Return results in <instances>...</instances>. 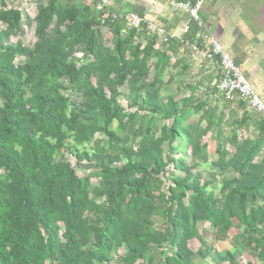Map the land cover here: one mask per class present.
I'll return each mask as SVG.
<instances>
[{
  "label": "trees",
  "instance_id": "16d2710c",
  "mask_svg": "<svg viewBox=\"0 0 264 264\" xmlns=\"http://www.w3.org/2000/svg\"><path fill=\"white\" fill-rule=\"evenodd\" d=\"M98 1L38 3L37 41L28 46L6 43L31 20L0 0L7 26L0 31V264H112L114 257L152 264L156 252L161 264H193L198 223L264 260V119L255 121L256 137L240 140L250 119L242 100L221 109L194 92L159 101L169 52L181 42L158 47L157 34L145 33L144 43L124 20H103ZM100 26L112 33V46L101 42ZM190 27L184 37L194 41L197 24ZM218 74L217 81L221 68ZM125 84L135 109L118 102ZM73 93L81 94L80 103ZM237 108L245 111L238 115ZM193 114L199 119L184 125ZM181 138L190 165L176 158ZM212 150L217 159L209 162ZM202 163L235 175L212 186L190 170ZM171 166L186 174L173 171L168 185ZM220 258L239 264L230 252Z\"/></svg>",
  "mask_w": 264,
  "mask_h": 264
},
{
  "label": "rangeland",
  "instance_id": "374dc122",
  "mask_svg": "<svg viewBox=\"0 0 264 264\" xmlns=\"http://www.w3.org/2000/svg\"><path fill=\"white\" fill-rule=\"evenodd\" d=\"M70 0H63V2H69ZM9 6H16L19 7L20 10L23 12V19L29 18L30 23H27L23 20L22 24V32H20L17 36H11L6 43L11 45H16L17 40H21L25 45L34 46L37 38L35 36V29H36V15H37V4L38 3H46L45 0H6ZM133 11V10H132ZM6 24L0 21V31L6 29ZM99 36L102 43L107 46H112V33L106 26H100L98 28ZM146 34L142 32L139 36L144 43ZM223 43V42H221ZM180 47L175 50L174 54L172 53L171 59L167 62L166 68L164 69L162 76V92L161 97H159V101L166 102L169 96H173L177 99L184 98L193 93L197 98H204L207 95V99L210 102H214L219 106L225 105L224 100L220 94V92L216 89V81L219 77V74L212 72H206L205 63L202 60L201 63L199 61V57L196 53H192L189 49L181 50ZM171 53V52H170ZM82 53L78 52L75 54V57L82 58ZM81 60V59H79ZM23 61L21 58H17L16 62ZM185 62V67L183 64L180 63ZM215 70V69H214ZM212 70V71H214ZM153 75L150 76L152 78ZM66 83V80H65ZM195 90L190 89L188 86L189 84H195ZM209 88V89H208ZM121 95L118 97V102L123 106L126 110L135 109V107H130V95L128 85L125 84L119 88ZM168 94V95H167ZM81 94L73 93L72 100L75 103H80L82 101ZM246 111L249 113V122L247 123L246 127H244L240 133L239 138L243 140L245 138H254L258 134L256 129V120L260 117L259 114L252 111L251 109L246 108ZM241 110L239 109V113ZM199 114H193L188 117V119L183 123L187 125L189 123L194 122L196 119H199ZM164 121L158 120L157 126L160 127ZM117 123L113 125L115 127ZM223 131V135L230 136L231 134V127L229 124H224L221 127ZM99 134L97 137L99 138ZM208 138V137H207ZM204 139V138H203ZM226 148L234 151L233 147H231L228 143L224 142ZM178 151L176 158L182 157L183 160L186 162L187 165H190L191 158L187 153L186 146H187V139L181 138L178 139L177 142ZM209 162H214L217 159V154L214 150L208 155ZM65 160H69L73 165L76 163V157L71 155L69 152L65 153ZM86 161V160H85ZM84 161V162H85ZM87 162V161H86ZM210 163H202L199 166L192 169L190 166V170L194 172L195 177L198 179H202L205 181H210L212 186H219L221 179L224 176L232 178L235 175L233 172L227 171H220L219 168L215 167L213 170L210 169ZM188 168V167H187ZM185 169V168H184ZM231 169V168H230ZM174 171V167H170V172H168L169 179L167 180V184L173 183V175L172 172ZM88 171H81L78 170L80 176L87 174ZM215 173L216 175H214ZM174 176L177 178H183L186 174L185 170L177 169L174 171ZM99 182V177H93L91 179V186H95ZM167 185V186H168ZM211 185L209 188L212 187ZM216 196L220 197L219 190L217 189ZM157 225L163 223V219L157 217L156 219ZM198 228L200 229V234L197 236L196 239L192 240L191 247L195 251V255L193 256V264H231L228 261L221 260L220 256H223L226 252L232 253L236 258L239 264H248L251 262L252 264H264V260L255 257L252 251L242 249L241 245L237 243V240H234V237L229 236L226 239H220L216 236V233L212 227L208 223H198ZM235 230L233 231V233ZM239 234V231H237ZM243 239V236H241ZM204 246L205 253L202 254L199 251V248ZM122 252V250H121ZM155 258L152 264H161L160 257L158 252H156ZM48 264H51L48 262ZM112 264H120L119 260L114 257Z\"/></svg>",
  "mask_w": 264,
  "mask_h": 264
},
{
  "label": "crops",
  "instance_id": "0c3cea01",
  "mask_svg": "<svg viewBox=\"0 0 264 264\" xmlns=\"http://www.w3.org/2000/svg\"><path fill=\"white\" fill-rule=\"evenodd\" d=\"M169 1L111 0L110 6L117 12H131L132 10L137 13L143 12L144 16L160 24L167 33L179 37L189 18L182 10H172ZM181 1L197 2L200 0ZM201 2L199 14L203 25L198 26L195 22L197 33L194 41H203L208 45L209 40L214 37L220 43L223 42L221 44L224 49L241 68L253 87L257 90L264 88V0H201ZM174 39L179 40V38ZM158 40L162 42L160 38ZM159 42L158 45L162 46L163 44ZM179 49L183 50L181 47ZM170 54L172 55V52ZM198 57L201 63L203 59L199 55ZM203 61L205 69L210 68L206 72H212L215 75L218 73L220 68L218 58L214 62ZM180 64L185 67V62ZM223 100L225 105L228 102L237 101V99L226 101L224 98ZM223 106H219L220 109ZM235 110L239 113V108ZM245 110L240 112L243 113ZM257 114L264 119L262 114Z\"/></svg>",
  "mask_w": 264,
  "mask_h": 264
},
{
  "label": "built area",
  "instance_id": "2783aa9c",
  "mask_svg": "<svg viewBox=\"0 0 264 264\" xmlns=\"http://www.w3.org/2000/svg\"><path fill=\"white\" fill-rule=\"evenodd\" d=\"M110 5L111 0H99L97 3V8L104 12L102 15L103 20L111 15L116 20H124L127 28L136 29L138 32L146 34H157L158 39L160 38L162 41L160 43L158 40L159 44H163L159 46L157 43L158 47H166V44H168L171 39L179 38L182 44L181 49H189L192 53H197L201 59L211 62L216 61L218 58L222 75L216 82V89L220 92L222 97L226 101L235 99L242 100L246 102V108L260 113L264 117V88L257 90L253 87L250 80L245 76L241 68L237 66L234 59L228 51L224 49L220 41L212 37L207 45L203 41H191L184 37L186 33L190 32V21L196 22L198 26L203 25L199 14L202 5L201 0L194 3L181 0L169 1V6L172 10H182L189 18V21L183 29V33L179 37L167 33L160 24L146 16H142L134 11L117 12L113 10ZM108 9L113 11L110 12Z\"/></svg>",
  "mask_w": 264,
  "mask_h": 264
}]
</instances>
